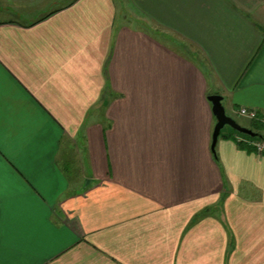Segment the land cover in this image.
Masks as SVG:
<instances>
[{
  "label": "crops",
  "instance_id": "obj_1",
  "mask_svg": "<svg viewBox=\"0 0 264 264\" xmlns=\"http://www.w3.org/2000/svg\"><path fill=\"white\" fill-rule=\"evenodd\" d=\"M209 95L264 114V0H0V264H264Z\"/></svg>",
  "mask_w": 264,
  "mask_h": 264
},
{
  "label": "water",
  "instance_id": "obj_2",
  "mask_svg": "<svg viewBox=\"0 0 264 264\" xmlns=\"http://www.w3.org/2000/svg\"><path fill=\"white\" fill-rule=\"evenodd\" d=\"M222 99L223 98L220 95L208 96V101L211 104L212 114L215 118V125L212 132L211 151L214 152L220 132L225 127H229L237 133L247 135L251 138H260L257 133L251 129L239 125L233 118L225 113L224 107L222 105Z\"/></svg>",
  "mask_w": 264,
  "mask_h": 264
},
{
  "label": "built area",
  "instance_id": "obj_3",
  "mask_svg": "<svg viewBox=\"0 0 264 264\" xmlns=\"http://www.w3.org/2000/svg\"><path fill=\"white\" fill-rule=\"evenodd\" d=\"M237 115L245 118L251 122L258 123L264 126V114H259L256 109L253 108H241L237 110ZM256 154L261 155L264 153V141H255L252 145Z\"/></svg>",
  "mask_w": 264,
  "mask_h": 264
},
{
  "label": "rangeland",
  "instance_id": "obj_4",
  "mask_svg": "<svg viewBox=\"0 0 264 264\" xmlns=\"http://www.w3.org/2000/svg\"><path fill=\"white\" fill-rule=\"evenodd\" d=\"M230 117L233 118L239 125L246 127V128H249V129H252L254 131L257 130L262 135H264V130L262 128L258 129L259 127L255 126L251 121H249L245 118H240V117H236V116H230ZM226 131H229L228 128L223 129V133ZM241 136L243 137L244 135H241Z\"/></svg>",
  "mask_w": 264,
  "mask_h": 264
},
{
  "label": "trees",
  "instance_id": "obj_5",
  "mask_svg": "<svg viewBox=\"0 0 264 264\" xmlns=\"http://www.w3.org/2000/svg\"><path fill=\"white\" fill-rule=\"evenodd\" d=\"M258 125H260V124H258ZM225 128H228V132L230 133L229 135H227V136H224V138H230V136L232 135V134H234V135H239V136H241V135H243V134H240V133H237L236 131H234V130H232L231 128H229V127H225ZM224 128V129H225ZM252 130V129H251ZM252 131H254V130H252ZM255 133H257L258 134V136L260 137V138H251V137H249V136H247V135H244L243 136V138H246V139H253V140H258V139H261V140H263L264 139V137L257 131V130H255L254 131ZM224 133H223V129L221 130V132H220V136L221 135H223ZM242 137V136H241ZM248 137V138H247Z\"/></svg>",
  "mask_w": 264,
  "mask_h": 264
},
{
  "label": "snow or ice",
  "instance_id": "obj_6",
  "mask_svg": "<svg viewBox=\"0 0 264 264\" xmlns=\"http://www.w3.org/2000/svg\"><path fill=\"white\" fill-rule=\"evenodd\" d=\"M0 244H2V224H0Z\"/></svg>",
  "mask_w": 264,
  "mask_h": 264
}]
</instances>
